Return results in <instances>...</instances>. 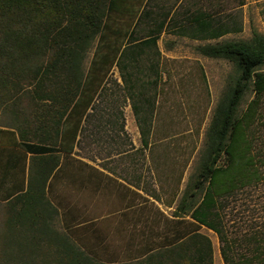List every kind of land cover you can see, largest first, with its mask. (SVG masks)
I'll use <instances>...</instances> for the list:
<instances>
[{"label":"trees","instance_id":"16d2710c","mask_svg":"<svg viewBox=\"0 0 264 264\" xmlns=\"http://www.w3.org/2000/svg\"><path fill=\"white\" fill-rule=\"evenodd\" d=\"M114 1L0 0V114L15 129L16 146L32 154L29 166L34 154L42 155L39 169L28 173L26 188L13 178L11 188L0 194V264H213L212 243L201 227L224 241L218 201L264 182V157L256 154L254 132L264 97V35L254 33L247 41L197 47L202 55L230 61L235 75L216 104L196 173L173 212L174 218L191 219L183 230L165 236L163 243L150 240L138 255L116 262L82 249L58 226V210L45 187L59 163L57 151L64 148L63 118L79 113L82 103L91 104L113 65L126 80L134 60L125 56L130 45L110 37ZM143 44L155 45V39ZM250 84L253 97L240 109ZM141 143L149 145L146 137ZM230 247L224 241L220 248L225 264H264V248L257 261L231 257Z\"/></svg>","mask_w":264,"mask_h":264},{"label":"rangeland","instance_id":"374dc122","mask_svg":"<svg viewBox=\"0 0 264 264\" xmlns=\"http://www.w3.org/2000/svg\"><path fill=\"white\" fill-rule=\"evenodd\" d=\"M228 14V27L232 32L221 41H247L254 33L264 35V0H250L245 9L230 10ZM137 45L132 46L135 47L133 53L135 51L137 55L125 70L126 80L121 78L114 65L105 77L104 87L90 112L95 116L92 124L96 129L82 131L78 144L80 151L76 153L93 160L94 156L99 159L109 156L108 150H115L120 161L129 160L131 154L134 156V162L140 164V173L144 175L142 191L153 199L147 198L151 202L141 199L139 213L141 217H148L149 239L163 243L165 236L185 228V219L174 218L173 212L187 183L196 173L207 127L218 100L232 82L235 70L226 59L210 58L199 53L195 48L198 44L179 42L177 51L173 52L174 57L157 55L160 52L155 45H142L141 50ZM92 52L93 49L85 58V69ZM252 97L250 84L240 109H244ZM133 105L137 107L135 112ZM260 112L254 132L256 154L262 158L264 97ZM106 119L109 120L106 124L113 120L111 125L116 123V127L108 128L109 131L103 128L102 120ZM7 121L0 114V124ZM142 137L147 138L149 145L146 148L142 146ZM135 147L139 149L130 151ZM261 168L264 173V163ZM218 202L223 240L231 245L228 255L233 258L257 257L255 260L258 261L264 248V182L243 187ZM142 219L138 218L140 224L144 222ZM200 232L211 240L214 262L223 264L220 255L224 242L222 238L205 227ZM137 239L135 235L134 241ZM98 246L101 247L94 252L105 261H116L125 256V251L122 253L121 250Z\"/></svg>","mask_w":264,"mask_h":264},{"label":"crops","instance_id":"0c3cea01","mask_svg":"<svg viewBox=\"0 0 264 264\" xmlns=\"http://www.w3.org/2000/svg\"><path fill=\"white\" fill-rule=\"evenodd\" d=\"M248 4L250 0H115L110 14L113 20L110 37L121 40L123 47L130 45L126 59H134L137 55L135 51L133 53V45L138 44L141 50L143 41L152 39L160 52L157 55L174 57L179 42L198 44L197 49L199 45L220 41L230 34L229 11L245 9ZM96 100L95 97L87 107L82 103V107L77 108L79 113L63 118L60 139L63 132L64 148L57 151L59 163L48 178L45 191L58 210L57 224L82 249L95 250L101 247L100 244L105 249L125 251V256L116 260L120 262L130 254L138 255L137 252L149 244L148 217H141L139 210L141 199L147 202L153 199L142 191L144 175H141L140 164L134 162L132 154L129 160L120 161L115 150H108L109 156L105 158L94 156V160L76 153L80 151L78 144L82 131L96 129L92 124L95 116L90 115ZM107 121L102 120L103 128L111 130L116 127V123L111 125L113 120L110 124H106ZM135 127L138 130L136 124ZM14 138H17L15 129L1 123L0 194L11 188L13 178L18 180L17 175L26 188L28 173L33 174L40 167L38 162L42 155L34 154L37 159L29 166L32 154L16 146ZM138 149L135 147L130 151ZM138 218H143L141 221L144 222L140 224ZM184 219L185 222L191 220L188 216ZM135 235L138 236L136 241ZM213 264H216L214 260Z\"/></svg>","mask_w":264,"mask_h":264}]
</instances>
